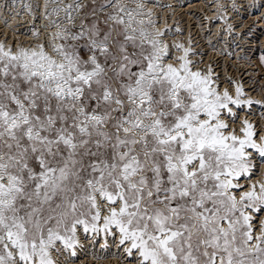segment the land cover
<instances>
[{"label": "snow or ice", "instance_id": "6c2138e0", "mask_svg": "<svg viewBox=\"0 0 264 264\" xmlns=\"http://www.w3.org/2000/svg\"><path fill=\"white\" fill-rule=\"evenodd\" d=\"M157 7L0 0V264H264V82Z\"/></svg>", "mask_w": 264, "mask_h": 264}, {"label": "bare ground", "instance_id": "6f19581e", "mask_svg": "<svg viewBox=\"0 0 264 264\" xmlns=\"http://www.w3.org/2000/svg\"><path fill=\"white\" fill-rule=\"evenodd\" d=\"M233 2L236 4L240 14H247V17L251 18L255 22L253 25L254 30L260 31L259 29L264 27V0H158V3L168 5V7H157L154 9V11L159 16L161 22L166 20L169 26L173 28L174 32L175 26L179 25V27L183 29V32L178 35L186 38L187 35L191 33L195 40V47L204 53V61L207 62L211 60L216 66V70L221 75V77L225 75H231L234 78H240L244 81L246 88H252L254 84H251L252 82L250 83V78L252 76L255 78L256 76L255 72L253 71L258 70V74L263 75L264 66H262V64L255 57H249L250 59L247 60L248 64H245L242 58H244V54L246 55L248 52L252 53L253 47L251 46H254L255 44H249L247 46L241 45L238 48L239 50L232 52L233 54L230 57L227 55V52H221V50L226 47L229 48V45L226 44L232 41V37L226 36L223 38L222 42L220 40L221 43L220 45L217 44L218 46L215 47V51L206 45L207 42H209L206 41V39H209L208 36L213 35L210 32L211 29L213 33H215V29L218 26L219 21L217 18L216 20L212 21L210 25H208V22L205 21L204 18L212 17L213 14L217 12V3L223 4L224 8L230 7L229 10H226L228 16H230L234 11L231 7ZM252 4H255L257 7L251 8L250 5ZM244 7H247L248 12H242ZM250 10L253 13L251 12L252 14L248 15ZM235 12H237V10ZM8 19L9 24L7 25L3 22V19H0V38L4 37L5 35L12 37V27L15 26L17 29L18 38L22 41H27L28 36L21 35L19 32L21 29L27 26L28 18L17 17L15 20H13L9 16ZM244 24L246 23H243V25ZM201 25H206L203 31L201 30ZM239 25L240 24H237V26ZM253 41L255 42V40ZM259 44L264 46V36L260 37ZM245 47H247L246 50ZM238 54L242 57L241 59L237 58ZM251 56L253 55L251 54ZM260 94L261 93L259 90H256L254 93L256 96H259ZM258 115L259 114L257 113V117L254 118H258ZM89 260H91L90 257ZM91 264H95V261H91ZM105 264H118V262L115 257L110 256L109 259L105 261Z\"/></svg>", "mask_w": 264, "mask_h": 264}, {"label": "built area", "instance_id": "2783aa9c", "mask_svg": "<svg viewBox=\"0 0 264 264\" xmlns=\"http://www.w3.org/2000/svg\"><path fill=\"white\" fill-rule=\"evenodd\" d=\"M239 3H241V2H239ZM237 5H239V4H237ZM250 6H251V8L257 7L255 4L254 5L252 4ZM229 8L230 7H225L224 10H229ZM251 8H249V9H251ZM233 10H234L233 13L229 16V22L234 26V28H233L231 35L227 36V37H232V41L229 42L228 44H226V45H229V49L232 52H236L239 50L238 48L241 45L247 46L249 44H255L256 46H251V47H253V51H255V49H257V48L264 51V46L262 44H259L260 37L264 36V27L260 28L259 29L260 31L254 30L253 25L255 24V22L251 18L247 17V14H240L237 7H236V9H233ZM236 10H237V12H235ZM247 10H248L247 7H244L242 12H245ZM251 12L252 11L250 10L248 15H251L253 13V12L252 13ZM218 21H219V24L215 29V33L217 31V28L223 24V21H220L219 19H218ZM243 23H246V24L243 25ZM237 24H240V25L237 26ZM210 32L213 35L215 34V33H213L212 29ZM237 33H239V35H237ZM208 37H210V36H208ZM225 37H226L225 34L221 33L220 37H219V42L214 39L212 41V43L216 47V46L220 45L223 38H225ZM220 40H221V42H220ZM253 40H255V42ZM206 41H209V39L208 40L206 39ZM206 45L209 46V42H207ZM245 48H247V47H245Z\"/></svg>", "mask_w": 264, "mask_h": 264}, {"label": "rangeland", "instance_id": "374dc122", "mask_svg": "<svg viewBox=\"0 0 264 264\" xmlns=\"http://www.w3.org/2000/svg\"><path fill=\"white\" fill-rule=\"evenodd\" d=\"M186 1H188V0H186ZM254 46H256V45H254ZM245 50H246V48H245ZM248 50V49H247ZM251 54L253 55V56H251ZM261 54H264V51L263 50H261V49H259V48H257V49H255V51H253V48H252V53L251 52H248V54H244V58H242L243 60V62L245 63V64H248V62H247V60L248 59H250L251 57H255L259 62H260V60H259V57H260V55ZM248 55H250V56H248ZM250 57V58H249ZM262 66H264V64H262ZM253 72H255V74H256V76H255V78H254V76H252L251 77V79H250V83L251 84H254V86L253 87H255L256 88V90H259V92H260V89H259V86H260V84H261V81L262 82H264V74L263 75H259L258 73H259V71L258 70H255V71H253ZM259 79V80H258ZM252 80V81H251ZM255 81V82H254ZM259 84V85H258ZM252 87V88H253ZM258 87V88H257Z\"/></svg>", "mask_w": 264, "mask_h": 264}]
</instances>
